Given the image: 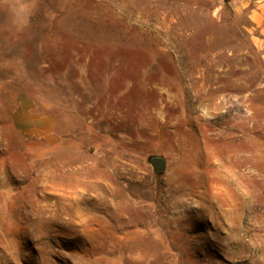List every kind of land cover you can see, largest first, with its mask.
Wrapping results in <instances>:
<instances>
[{
	"label": "rangeland",
	"instance_id": "374dc122",
	"mask_svg": "<svg viewBox=\"0 0 264 264\" xmlns=\"http://www.w3.org/2000/svg\"><path fill=\"white\" fill-rule=\"evenodd\" d=\"M233 7L0 0V85L59 139L0 132V264H264V50Z\"/></svg>",
	"mask_w": 264,
	"mask_h": 264
},
{
	"label": "crops",
	"instance_id": "0c3cea01",
	"mask_svg": "<svg viewBox=\"0 0 264 264\" xmlns=\"http://www.w3.org/2000/svg\"><path fill=\"white\" fill-rule=\"evenodd\" d=\"M232 3L235 13L248 18L252 39L264 50V0H234ZM4 130L12 132L22 142L35 139L46 142L47 146L59 142L51 114L38 111L34 98L26 92L3 90L0 85V132Z\"/></svg>",
	"mask_w": 264,
	"mask_h": 264
},
{
	"label": "water",
	"instance_id": "95a60500",
	"mask_svg": "<svg viewBox=\"0 0 264 264\" xmlns=\"http://www.w3.org/2000/svg\"><path fill=\"white\" fill-rule=\"evenodd\" d=\"M148 162L156 174H162L167 170V160L162 156H150Z\"/></svg>",
	"mask_w": 264,
	"mask_h": 264
},
{
	"label": "built area",
	"instance_id": "2783aa9c",
	"mask_svg": "<svg viewBox=\"0 0 264 264\" xmlns=\"http://www.w3.org/2000/svg\"><path fill=\"white\" fill-rule=\"evenodd\" d=\"M232 0H217V3L219 5V7H222L224 5H227L229 3H231Z\"/></svg>",
	"mask_w": 264,
	"mask_h": 264
}]
</instances>
